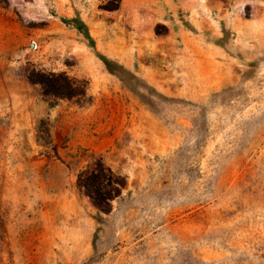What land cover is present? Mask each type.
I'll return each instance as SVG.
<instances>
[{
	"label": "rangeland",
	"instance_id": "rangeland-1",
	"mask_svg": "<svg viewBox=\"0 0 264 264\" xmlns=\"http://www.w3.org/2000/svg\"><path fill=\"white\" fill-rule=\"evenodd\" d=\"M0 264H264V0H0Z\"/></svg>",
	"mask_w": 264,
	"mask_h": 264
},
{
	"label": "trees",
	"instance_id": "trees-1",
	"mask_svg": "<svg viewBox=\"0 0 264 264\" xmlns=\"http://www.w3.org/2000/svg\"><path fill=\"white\" fill-rule=\"evenodd\" d=\"M79 30L84 33L89 40H92L90 35L85 31V25L83 23H80ZM100 58L104 61L108 71L114 73V67L118 65L105 57ZM59 78L58 76H52V80H49L48 85L43 81L39 82L34 80V82H38L43 86L46 95L68 100L77 98L76 100L79 105H85L87 97L86 87L79 90L78 93H75L72 89L74 82L70 83V80L64 79L67 83V89L61 93V91H58V88H60L58 86ZM106 170L108 174H106ZM124 187L125 185L120 183L110 169L104 168V163L102 161L92 166L89 171H81L78 174L79 190L90 198L92 204L99 212L104 214L111 212V202L121 197Z\"/></svg>",
	"mask_w": 264,
	"mask_h": 264
}]
</instances>
